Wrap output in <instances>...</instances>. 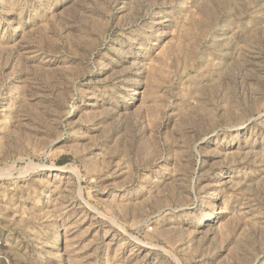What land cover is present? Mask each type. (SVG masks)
Here are the masks:
<instances>
[{
    "label": "rangeland",
    "instance_id": "obj_1",
    "mask_svg": "<svg viewBox=\"0 0 264 264\" xmlns=\"http://www.w3.org/2000/svg\"><path fill=\"white\" fill-rule=\"evenodd\" d=\"M0 264H264V0H0Z\"/></svg>",
    "mask_w": 264,
    "mask_h": 264
}]
</instances>
